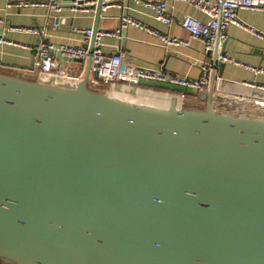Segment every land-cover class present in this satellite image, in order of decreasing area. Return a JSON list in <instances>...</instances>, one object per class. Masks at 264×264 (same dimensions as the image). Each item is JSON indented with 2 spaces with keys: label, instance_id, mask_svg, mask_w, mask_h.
Masks as SVG:
<instances>
[{
  "label": "water",
  "instance_id": "water-1",
  "mask_svg": "<svg viewBox=\"0 0 264 264\" xmlns=\"http://www.w3.org/2000/svg\"><path fill=\"white\" fill-rule=\"evenodd\" d=\"M86 1L96 33L112 2ZM76 61V82L0 71V264H264V114L214 83L204 106L130 101Z\"/></svg>",
  "mask_w": 264,
  "mask_h": 264
},
{
  "label": "crops",
  "instance_id": "crops-1",
  "mask_svg": "<svg viewBox=\"0 0 264 264\" xmlns=\"http://www.w3.org/2000/svg\"><path fill=\"white\" fill-rule=\"evenodd\" d=\"M30 1L47 0H0V71L32 72L43 79L55 78L57 82H76L81 79L85 71V62H77L59 51L52 50V56L57 60V66L51 67L47 59H42L40 66H34L39 60L37 47L46 37L55 45L70 43L85 44L84 35L72 31L73 26L93 28L95 14L82 6L75 9V2L83 0H56L62 4L60 12L49 11L46 7L25 6L18 7L11 4ZM136 0H122L103 8L99 21V29L115 31L120 26L122 15L134 16L141 25H130L121 29L119 36H105L101 49L107 53L116 51L123 55L126 61H132L149 68H162L171 74L190 75L199 77L203 66L210 68L209 85L196 91L182 86L167 85L157 81L141 80L135 86L98 85L110 94L134 102L168 107L173 97L178 98L180 104L204 106L208 101L205 93L211 90L212 101L215 106L226 109H248L264 114V90L249 86L246 81L264 83V73L257 74L252 68L264 66V9L253 10L241 8L238 17L254 32L235 25L227 27V38L219 42V53L226 51L225 67L220 73L221 59L218 65L213 64L216 48L213 46L208 55L205 43L194 38L179 24L178 20L191 14L202 21H206L207 14L197 9L193 4L184 1L171 2L169 12L175 19L166 25L156 18L152 8ZM60 21L59 27H54L53 19ZM29 27V30L21 28ZM20 28V29H18ZM153 30L168 36H176L188 42V45L177 44L166 48L161 38ZM255 33L261 34L260 37ZM92 77V73H91ZM91 85L94 86L91 82ZM96 87V86H95ZM98 87V88H99ZM185 96L182 98L181 95Z\"/></svg>",
  "mask_w": 264,
  "mask_h": 264
},
{
  "label": "built area",
  "instance_id": "built-area-1",
  "mask_svg": "<svg viewBox=\"0 0 264 264\" xmlns=\"http://www.w3.org/2000/svg\"><path fill=\"white\" fill-rule=\"evenodd\" d=\"M120 4L122 0H105ZM141 2V0H136ZM178 0H145L142 3L152 8L155 12L156 18L162 21L164 24L169 25L175 17L169 12L171 2ZM193 4L197 9L207 14L206 21H202L199 18L187 14L178 20L179 24L194 38L201 39L205 43L207 51L211 49L212 44L216 36L224 40L227 38V27L235 25L240 28H246L247 30L254 32V29L245 25L240 21L238 17V11L241 8L259 10L264 9V0H180ZM89 2L86 0L75 2V9L81 8ZM18 7L34 6V7H46L49 11L60 12L62 10V4L56 0L47 1H30L25 3L11 4ZM111 5V6H112ZM90 11V9H84ZM54 27L60 26V21L57 18L53 19ZM130 25L143 26L140 22L129 14L122 15L120 19V26L115 31H108L98 29L96 33L93 32V28H87L82 26H73L72 31L77 34L84 35L85 44L73 45L70 43H62L55 45L44 37L37 47L39 51V60L34 61V66H40L42 59H47L51 67L57 66V60L52 56V50L59 51L72 59H84L91 57V82L94 86L99 87L100 84L105 85H117L123 84L126 86H135L141 80L157 81L167 85L182 86L185 88H192L196 91H201L209 85V72L208 66H203V71L199 77H192L188 75H181L175 73H167L162 68H149L141 66L132 61H126L123 55L116 51L114 53H107L101 49V43L105 36L115 37L122 33L121 29ZM20 29V28H18ZM26 31L29 27L21 28ZM154 34L161 38L163 45L169 48L171 45L184 44L188 45V42L181 40L176 36H168L159 30H153ZM260 37L261 34L255 33ZM94 37V41H93ZM0 41H5L4 37H0ZM221 62L228 60L225 56H220ZM257 74L264 73V66L252 68ZM96 74V75H95ZM249 86L264 90V83L259 84L254 81H246ZM185 95L182 94L183 98Z\"/></svg>",
  "mask_w": 264,
  "mask_h": 264
},
{
  "label": "rangeland",
  "instance_id": "rangeland-1",
  "mask_svg": "<svg viewBox=\"0 0 264 264\" xmlns=\"http://www.w3.org/2000/svg\"><path fill=\"white\" fill-rule=\"evenodd\" d=\"M95 87V86H94ZM95 88H97V87H95Z\"/></svg>",
  "mask_w": 264,
  "mask_h": 264
}]
</instances>
